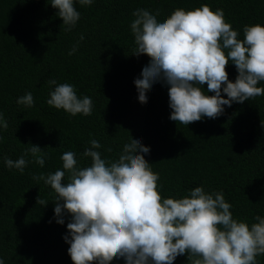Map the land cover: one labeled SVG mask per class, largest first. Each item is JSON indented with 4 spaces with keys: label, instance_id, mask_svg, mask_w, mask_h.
I'll return each instance as SVG.
<instances>
[{
    "label": "trees",
    "instance_id": "1",
    "mask_svg": "<svg viewBox=\"0 0 264 264\" xmlns=\"http://www.w3.org/2000/svg\"><path fill=\"white\" fill-rule=\"evenodd\" d=\"M50 2L0 0V113L8 124L0 127L3 264H74L64 239L72 217L64 211V223H57L56 193L38 178L62 170V183H68L70 173L63 169L61 156L71 151L77 168L91 166V158L82 154L93 139L100 143L96 151L106 162L117 161L132 139L148 146L144 156L159 175L162 200L190 196L202 186L207 193H223L233 219L251 226L258 222L256 216L264 217V95L225 105L216 118L202 117L187 126L171 120L170 86L165 82L153 84L146 103L138 100L134 81L141 78L150 57L134 55L130 27L137 9L158 12L161 23L176 9L207 4L223 11L242 40L245 26H264V0H93L91 5L74 0L80 18L70 31ZM226 71L234 82L238 72L231 60ZM64 83L74 86L78 98H91V115L72 116L47 104L50 92ZM198 86L206 95L215 94L206 83ZM257 86L264 87V81ZM29 92L33 106L18 104ZM221 95L227 98L222 90ZM32 144L41 148L43 166L31 153L25 156ZM21 156L28 161L23 173L6 166L5 158L15 161ZM38 197L47 204L37 203ZM256 262L264 264V254L257 255ZM110 264L126 261L119 257ZM173 264L192 260L185 253Z\"/></svg>",
    "mask_w": 264,
    "mask_h": 264
},
{
    "label": "clouds",
    "instance_id": "2",
    "mask_svg": "<svg viewBox=\"0 0 264 264\" xmlns=\"http://www.w3.org/2000/svg\"><path fill=\"white\" fill-rule=\"evenodd\" d=\"M78 2L91 5L93 0ZM50 3L58 9L65 30L70 31L80 18L74 0ZM133 15L134 55L150 57L141 78L134 81L141 103L147 102L146 92L153 84L163 81L170 86L169 118L187 126L202 117L216 118L225 105L264 95V87L257 86L264 81V26H245L244 38L238 39L223 11H213L207 4L194 10L176 9L161 23L144 9ZM229 60L238 72L234 82L226 71ZM48 83L56 85L55 80ZM205 83L214 95H206L198 86ZM17 103L32 107L33 95L26 93ZM47 104L72 116L91 115L93 107L90 97L78 98L74 86L67 83L50 92ZM0 127H8L2 113ZM90 145L82 154L91 158L89 167L77 168L71 151L61 156L63 169L70 173L68 183H62V170L38 178L56 193L57 223H64V211L72 217L64 239L70 244L68 253L74 264H110L119 257L126 264H173L185 253L192 264H257V255L264 254V217L256 216L258 222L251 226L237 221L223 193L210 194L202 186L192 189L190 196L162 200L157 190L159 175L144 156L150 149L137 139L124 145L115 162L101 158L97 140H91ZM40 152L41 148L33 145L25 156L31 153L35 163L43 166ZM25 156L15 161L5 158V164L23 173L28 163ZM37 203L47 204L40 197Z\"/></svg>",
    "mask_w": 264,
    "mask_h": 264
}]
</instances>
